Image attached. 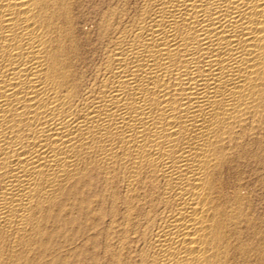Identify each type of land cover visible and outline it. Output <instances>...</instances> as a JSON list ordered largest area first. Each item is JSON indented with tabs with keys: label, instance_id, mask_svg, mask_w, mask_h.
<instances>
[{
	"label": "bare ground",
	"instance_id": "6f19581e",
	"mask_svg": "<svg viewBox=\"0 0 264 264\" xmlns=\"http://www.w3.org/2000/svg\"><path fill=\"white\" fill-rule=\"evenodd\" d=\"M86 254L264 264V0H0V264Z\"/></svg>",
	"mask_w": 264,
	"mask_h": 264
},
{
	"label": "rangeland",
	"instance_id": "374dc122",
	"mask_svg": "<svg viewBox=\"0 0 264 264\" xmlns=\"http://www.w3.org/2000/svg\"><path fill=\"white\" fill-rule=\"evenodd\" d=\"M261 207V206H259ZM261 209V208H260ZM54 255V254H53ZM94 255H90V254H86V255H76L75 260L76 259H83L85 257V260H82V261H79V262H76L75 264H99V258L96 259L97 257H93ZM91 257V258H90ZM99 257V255H98ZM88 258V260H86ZM51 259V258H50ZM48 259V260H50Z\"/></svg>",
	"mask_w": 264,
	"mask_h": 264
}]
</instances>
